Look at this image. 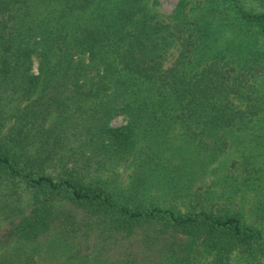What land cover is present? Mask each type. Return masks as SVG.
Wrapping results in <instances>:
<instances>
[{"label":"trees","instance_id":"16d2710c","mask_svg":"<svg viewBox=\"0 0 264 264\" xmlns=\"http://www.w3.org/2000/svg\"><path fill=\"white\" fill-rule=\"evenodd\" d=\"M255 1L258 11L240 0H177L161 13L150 0H0V264L53 263L41 254L53 241L37 238L63 200L126 242L143 224L158 227L144 246L170 232L154 264H264V221L211 209L210 196L185 210L144 205L138 179L114 192L82 170L134 154L143 138L156 159L177 125L194 143L211 138L203 149L213 152L235 127H264V0ZM115 116L124 123L111 126ZM145 259L127 250L78 264Z\"/></svg>","mask_w":264,"mask_h":264},{"label":"rangeland","instance_id":"374dc122","mask_svg":"<svg viewBox=\"0 0 264 264\" xmlns=\"http://www.w3.org/2000/svg\"><path fill=\"white\" fill-rule=\"evenodd\" d=\"M150 1L154 2V10L161 13L171 12L177 2ZM240 1L248 9L260 10L255 0ZM35 69L33 64L32 71L35 72ZM123 123L122 116H115L110 120L111 126ZM249 128L250 131L241 132L242 129L235 127L231 135L225 138L222 151L213 152L203 149L211 138L197 134L196 138L201 144L199 141L194 143L196 141L187 138L189 131L177 125L167 131L166 143L161 147L164 153L155 155L156 159L147 155L154 150L153 142L143 138L137 143L134 154H129L122 160L105 162L101 166L91 163L82 169L83 177L89 182L102 181L114 192L129 190V180L138 179L141 191L138 198L144 205L172 206L185 210L204 206L205 202L209 203L207 200L210 196L211 203L217 205L211 206V209H234L242 213L245 221L261 222L264 221V127ZM176 149L179 150L178 153ZM47 171L56 176L60 166L55 164L48 167ZM8 186L13 187L21 199L27 197V191L21 183L12 182ZM6 187V183L0 184V194ZM53 207L57 214L51 225L53 228L37 238V243L41 246L53 241L50 255L45 251L41 252L50 256L48 261L53 262L51 264H78V259L83 257L92 261L95 258L110 260L121 257L127 250L136 253L139 262L144 253L145 261L154 264L163 253V239L170 233L159 230L161 234L158 240L152 245L144 246V233L150 236L154 233L153 230H158L156 225L137 226L133 236L126 242L119 235L98 233L94 225L90 226L86 211L80 207L64 200L55 201ZM65 218L68 222L64 221ZM258 226L264 230V225ZM178 237L184 239L181 235ZM70 253L72 257L67 259ZM231 264H242V260L233 259Z\"/></svg>","mask_w":264,"mask_h":264}]
</instances>
